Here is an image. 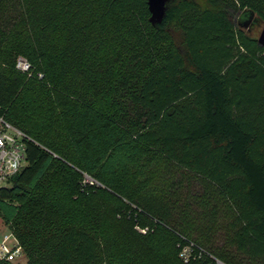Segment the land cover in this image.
<instances>
[{
    "label": "trees",
    "instance_id": "16d2710c",
    "mask_svg": "<svg viewBox=\"0 0 264 264\" xmlns=\"http://www.w3.org/2000/svg\"><path fill=\"white\" fill-rule=\"evenodd\" d=\"M151 17L0 0V115L29 137L0 214L26 264H264V0ZM186 242L202 251L183 262Z\"/></svg>",
    "mask_w": 264,
    "mask_h": 264
},
{
    "label": "built area",
    "instance_id": "2783aa9c",
    "mask_svg": "<svg viewBox=\"0 0 264 264\" xmlns=\"http://www.w3.org/2000/svg\"><path fill=\"white\" fill-rule=\"evenodd\" d=\"M15 66L21 72H27L29 69L28 62L22 57L16 59ZM38 77H41V74H38ZM25 139L29 137L0 115V187H3L25 164ZM83 177V185H98L92 177L84 173ZM137 229L142 233L146 231V228ZM201 251L192 242H186L180 247L179 255L183 262H188L199 256ZM22 254L21 245L11 230L0 237V260L15 262ZM216 263L223 264L219 260H216Z\"/></svg>",
    "mask_w": 264,
    "mask_h": 264
},
{
    "label": "water",
    "instance_id": "95a60500",
    "mask_svg": "<svg viewBox=\"0 0 264 264\" xmlns=\"http://www.w3.org/2000/svg\"><path fill=\"white\" fill-rule=\"evenodd\" d=\"M167 0H147L149 10L151 11L152 21H159L163 15L164 5ZM251 14L248 18L243 19L242 24L245 26L250 21ZM257 41L259 44L264 45V23L258 34Z\"/></svg>",
    "mask_w": 264,
    "mask_h": 264
},
{
    "label": "rangeland",
    "instance_id": "374dc122",
    "mask_svg": "<svg viewBox=\"0 0 264 264\" xmlns=\"http://www.w3.org/2000/svg\"><path fill=\"white\" fill-rule=\"evenodd\" d=\"M235 22H237V16H236V18H235ZM248 26H249V24H247ZM262 26H263V23H260V24H258V26L257 27H255L254 28V33H253V35L254 36H258V34H259V32H260V30H261V28H262ZM3 186H8V183H5ZM147 229V228H146ZM7 232H9V230H8V228H7V226L5 225V223H4V221H3V219H2V216H1V214H0V237L4 234V233H7ZM179 253H180V249H179V251H178V256L180 257V255H179ZM214 258V257H213ZM26 262H27V257L24 255V253L22 254V256L21 257H19L15 262H13V263H17V264H26Z\"/></svg>",
    "mask_w": 264,
    "mask_h": 264
}]
</instances>
